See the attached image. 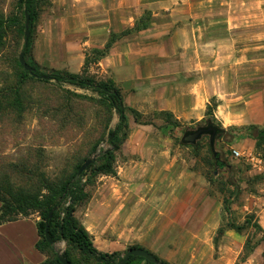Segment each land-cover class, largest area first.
Instances as JSON below:
<instances>
[{
  "label": "rangeland",
  "instance_id": "1",
  "mask_svg": "<svg viewBox=\"0 0 264 264\" xmlns=\"http://www.w3.org/2000/svg\"><path fill=\"white\" fill-rule=\"evenodd\" d=\"M22 9L20 0H0V195L7 199H12L10 194L42 197L48 182L63 179L83 156L90 157L100 148L108 147V131L117 123L115 110L104 104L97 93L23 74L17 65L23 45ZM50 10L51 0H42L31 36L30 54L40 70L75 73L95 82L111 83L129 108L125 110L126 137L114 154V174L88 171L84 177L87 195L113 190L133 194L137 191L141 196L174 195L176 210L189 203L199 206L202 203H197L195 197L207 195L221 202L222 209L227 199L230 213H235L237 220L246 215L242 204L248 197L255 200L264 193V168L260 170L247 162L249 152L263 153L264 143L257 142L256 127L241 125L245 117L242 107L248 95L256 91L252 90V84L257 88L264 81V42H248L245 36H223L221 43H202L197 30L190 43L185 47L180 44L179 50L187 49L191 53L188 76L191 94L200 96V100L196 103L192 99L190 113L179 119L164 109L139 111L134 103L136 75L122 76L117 70L110 72L103 68L106 54L100 52L106 44L145 29L149 23L148 11L131 28L112 33L104 44L95 47L80 41L78 34L67 28L46 24L44 18ZM251 13L240 10L236 16L245 20ZM213 14L229 17L222 11ZM165 49L160 44L154 48ZM157 86L156 83L154 87ZM218 96H222L221 101L216 99ZM131 109L138 113L140 123L134 121ZM161 111L171 115L167 118ZM233 121L240 125H222ZM208 122L226 130L216 136L214 148L220 159L231 166L229 170L214 164L208 136H202L193 145L180 142L185 130ZM95 142L98 145L90 152ZM231 147L241 151L242 157L231 158ZM183 200L189 203H182ZM29 215L40 219L36 211ZM247 215L251 219L240 231L239 262H243L240 257L248 240L252 247L248 264H264V215L262 225L253 212ZM54 248L66 249L73 261L87 264V257L71 250L64 240L56 241Z\"/></svg>",
  "mask_w": 264,
  "mask_h": 264
},
{
  "label": "crops",
  "instance_id": "2",
  "mask_svg": "<svg viewBox=\"0 0 264 264\" xmlns=\"http://www.w3.org/2000/svg\"><path fill=\"white\" fill-rule=\"evenodd\" d=\"M240 10L252 13L239 20L236 15ZM144 11L149 12L147 27L116 39L102 61L105 70L136 75L134 103L142 113L158 108L181 119L190 113L193 102L199 103L200 96L192 97L188 78L191 53L178 49L191 42L195 31L202 43H221L223 36L264 42V0H51L44 21L78 34L89 46L100 47L112 33L131 28ZM219 11L229 17L213 14ZM158 44L166 49L154 50ZM254 85L251 88L256 91L242 107L245 117L241 125L264 128V81L257 88ZM221 97L216 99L221 101ZM255 198L248 197L242 206L261 224L264 193ZM195 199L202 204L191 206L183 200L189 204L176 210L174 195L96 192L78 204L74 215L100 252H124L135 245L167 264H248L249 257L239 262L240 232L226 226L228 216L221 202L207 195ZM246 215L237 220L231 211L229 218L242 224ZM37 221L29 215L0 223V264H41L49 258V253L38 247ZM219 228L222 231L217 235Z\"/></svg>",
  "mask_w": 264,
  "mask_h": 264
},
{
  "label": "trees",
  "instance_id": "3",
  "mask_svg": "<svg viewBox=\"0 0 264 264\" xmlns=\"http://www.w3.org/2000/svg\"><path fill=\"white\" fill-rule=\"evenodd\" d=\"M20 2L23 6V17L24 12L26 11L30 21L29 38L27 44L22 45L21 50L24 52V58L26 62L33 68V74H31L30 72L24 70L17 61V65L21 68L23 74L29 77H34L38 80H53L55 83L60 85L68 84L80 89L91 90L97 93L103 100L104 104L115 110L117 115V123L113 129L108 131L107 134V142L109 144L108 147H113L104 151V148H100L99 155L96 160L88 165L80 174L77 173L78 168L84 162V160L88 158V156H83L81 160L75 164L72 171L63 179L56 182H48L45 187L46 193L42 197H39L38 195L10 194L9 196L12 199H7L0 195V223L14 219L17 216H29L31 211L38 212L40 219L37 221L36 225L38 233L41 237V240L38 242V247H40V249H45L49 253V258L41 264H61L57 259V251L53 246L58 240H64L66 246H68L71 250H75L83 257H87L85 262L87 264H116V262L121 258L122 254L127 249L138 246H129L124 252L107 253L98 251L94 247L90 235L86 229L76 219L74 212L78 204L88 197L87 193L85 192L86 182L84 180V177L88 171H92L93 173L114 174V154L120 148V145L126 137V129L128 124L125 110L129 108L124 105L120 91L111 83L103 81L95 82L94 80L79 74L61 72L58 70H53L49 73L41 71L39 65L32 58L30 51L34 23L37 20L41 10L42 0H20ZM110 44H106L105 49L100 52V55L106 54ZM43 75H47L48 78L43 79L41 77ZM130 111L133 114L134 121L140 123L138 120V113L132 109ZM161 113L167 118L171 115L170 112L166 111H161ZM218 128H220V133H218L217 136L225 133L226 130L221 127ZM256 128L258 129L257 142L261 145L264 143V128ZM97 145L98 143L95 142L90 147L89 151L94 152ZM212 156L215 165H218L222 169H230L231 166L220 159L218 151L215 156L213 154ZM223 204V210L228 216L226 222L227 227L240 232L250 223L251 217L248 215H246L242 224H235L232 222L229 218L230 203L227 199H224ZM50 211L51 214L49 217H47ZM45 225H47V232L53 244H49L44 237ZM257 227L262 232L260 226ZM221 231L222 228H219L217 235H219ZM214 241H217V237L214 238ZM251 250L252 247L249 246V241L247 240L243 247L244 254L240 257V261H244ZM62 253L70 263L78 264L71 259L66 249H64ZM155 257L162 264H167L157 256ZM90 261L91 263H89ZM140 262L143 264H152L145 261L141 257L133 256H129L125 264H139Z\"/></svg>",
  "mask_w": 264,
  "mask_h": 264
},
{
  "label": "water",
  "instance_id": "4",
  "mask_svg": "<svg viewBox=\"0 0 264 264\" xmlns=\"http://www.w3.org/2000/svg\"><path fill=\"white\" fill-rule=\"evenodd\" d=\"M29 28H30V21L29 16L24 12V32H23V45L27 44L29 38ZM18 62L22 66V68L31 74H33V68L26 62L24 58V52L21 50L18 54ZM43 79H47V75L41 76ZM220 133V128H218L215 124L206 123L204 125H199L193 129L185 130L180 138V142L185 145H193L195 144L202 136H208V143L212 154L215 156L217 151L214 148L215 138ZM113 147V146H112ZM112 147H106L103 149H110ZM99 155V151L94 152L90 157L86 158L84 162L79 166L77 173L80 174L88 165L96 160ZM51 211L48 213L47 217H49ZM44 237L49 244H53L51 238L47 232V225H45L44 229ZM54 246V245H53ZM57 259L61 264H72L70 263L66 257L63 255L62 251L56 252ZM129 256L133 257H141L145 261L150 262L152 264H162L152 253L149 251L141 248V247H132L127 249L121 256V258L116 262V264H125L129 258Z\"/></svg>",
  "mask_w": 264,
  "mask_h": 264
},
{
  "label": "built area",
  "instance_id": "5",
  "mask_svg": "<svg viewBox=\"0 0 264 264\" xmlns=\"http://www.w3.org/2000/svg\"><path fill=\"white\" fill-rule=\"evenodd\" d=\"M229 155L235 160L242 157L241 151L233 147L229 148ZM247 162L252 166H257L260 170L264 168V150L262 154H252L249 152V156H247Z\"/></svg>",
  "mask_w": 264,
  "mask_h": 264
}]
</instances>
